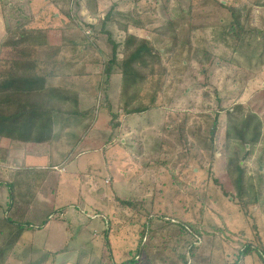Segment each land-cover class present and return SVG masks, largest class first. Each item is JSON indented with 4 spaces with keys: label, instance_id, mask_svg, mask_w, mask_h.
Returning <instances> with one entry per match:
<instances>
[{
    "label": "rangeland",
    "instance_id": "obj_1",
    "mask_svg": "<svg viewBox=\"0 0 264 264\" xmlns=\"http://www.w3.org/2000/svg\"><path fill=\"white\" fill-rule=\"evenodd\" d=\"M2 2L0 43L5 27L16 22L32 20L29 28L48 29L64 28L71 18L80 21L82 26L59 36L66 45L80 47L73 57L69 50L64 57L85 65L69 64L63 70L55 67L60 74L47 85H70L76 90L83 86L87 94H95L101 69L86 62L102 60L95 47L111 55V46L101 34L90 49L83 47L93 44L88 28L94 21L91 13L100 12L103 18L111 10L119 22L132 20V34L147 39L151 36L163 53L167 72L165 91L153 106L156 109L129 118L121 115V127L114 132L108 126L107 113L100 110L87 147L79 150L67 169L58 166L61 155L69 151L63 142L54 145L51 161L48 152L45 159L41 156L49 174L44 183L34 185L33 196L34 203L46 202L47 207L32 202L28 219L40 225L50 215L52 222L43 230L23 233L16 244L11 242L13 234L4 238V243L13 246L12 264H106L112 259L122 264L133 258L137 264H235L239 248L264 250V131L255 153L244 163L257 186L259 201L255 205H238L224 170L226 112L219 113L214 158L206 150L212 142L215 112L220 109L232 111L242 105L246 111L259 114L264 123V0H51L53 5L46 7L35 0L24 9L21 0ZM221 4L245 6V13L249 12L248 32L241 41L228 37L231 17ZM135 10L137 16H132ZM181 17V24L191 31L190 45L183 53L166 38L162 43L157 33L158 28L166 29L169 21ZM133 21L141 24L140 29ZM108 29L116 42L125 37L116 25H108ZM176 32L180 42L187 37L179 27ZM205 53L213 63L210 74L203 76L199 61ZM1 58L0 54L3 66ZM30 63L36 68L17 62L14 71L26 72L25 66L32 65V75L42 76L54 68L52 64ZM85 73L90 75H82ZM151 89L148 83L146 97L154 92ZM111 99L117 105V89L113 88ZM82 100L83 109L93 103L90 97L83 96ZM145 104H150L149 98ZM64 121L58 118L56 124L60 127ZM87 126L75 124L71 131L65 128L62 135H82ZM2 141L9 146L8 140ZM17 146L19 152L15 154L22 156L26 145ZM3 160L9 161L6 155ZM14 166L17 164L5 169L3 164L2 178L12 180L17 172L12 170ZM54 175V179L48 178ZM125 201L134 207L123 205ZM9 206L8 189L2 187L0 217ZM61 208H66L65 212L59 211ZM105 238L111 251L106 249ZM4 251L0 246V256ZM240 264L262 263L253 254Z\"/></svg>",
    "mask_w": 264,
    "mask_h": 264
},
{
    "label": "trees",
    "instance_id": "obj_2",
    "mask_svg": "<svg viewBox=\"0 0 264 264\" xmlns=\"http://www.w3.org/2000/svg\"><path fill=\"white\" fill-rule=\"evenodd\" d=\"M2 1L0 0V4H3ZM21 1L23 2L21 8L24 9L30 6L32 0ZM255 5L260 4L256 2ZM221 6L228 9L231 17L227 32L228 37L235 42L241 41L248 32L246 21L249 12L245 13V6L238 8L222 4ZM10 10H12V7ZM98 13H91V18L94 21L88 27L90 35L93 36V44L83 48L90 49L94 46L98 36L102 34L107 36V43L111 46V55H108L101 48L95 47L102 60L100 62H89L90 60L86 62V65L97 66L101 69L97 74L99 80L93 95L90 92L87 94L88 91H85L83 86H79L80 88L78 87L79 89L76 90L70 85L59 87L47 85L48 82L50 84L60 74V72L56 73L55 67L63 70L69 64L85 65V62L78 63L76 59H71L73 57L72 53L75 54L80 47L66 45L62 37L59 36L66 31L82 26L79 23L80 21L71 18L70 25L64 28H29L28 23L32 20L25 21V23L16 22L15 25L6 27L4 40L1 42L0 47L3 62V66L0 65V140L19 142L32 148L46 143L52 144L55 142V145L63 142L62 144L69 148V151L61 155L62 161L58 166L60 165L64 169L75 161L81 148L87 147V137L96 124L100 110L103 109L107 113L109 117L108 126L114 132L121 127V115L129 118L156 109L153 106L156 104L159 94L164 93L167 85V72H165L163 53L160 48L155 45V41L151 39V36L148 39L141 38L138 34L129 32L132 21H130V18L125 19L126 22H119L113 18L112 10L103 18ZM132 16H137L136 10L132 13ZM183 19L181 17L178 20H171L168 22L166 29L160 27L157 32L163 38L162 43L165 38L172 41L177 45V48H180V53L185 52L186 48L189 47L191 36V31L186 29L180 22ZM133 24L137 28L141 26L139 22L133 21ZM98 25L100 26L99 30L97 29ZM108 25H116L119 30L125 33V37L121 42L115 41ZM176 27H179L180 31L187 36L181 42ZM5 39L7 40L6 43L4 42ZM68 50L71 52L69 53L71 57L65 58L64 56L68 53ZM30 61L42 65L52 64L54 68L49 69L42 76L32 75L35 72L36 64L30 63ZM17 62L33 64L35 68L32 65H26L27 71L31 70L30 72L24 70L14 71L18 67ZM212 63L209 53H205V58L199 61L201 65L199 68L200 74L203 76L209 75ZM163 70L164 72H162ZM82 75L88 77L90 73ZM62 76L65 75L62 74ZM148 83L151 84V90L154 92L146 97L144 89ZM113 88L118 91L117 105L111 99ZM83 96L93 99L91 106L86 109L82 108ZM146 98L150 99L149 105L145 104ZM222 112L228 114L222 148L224 154L223 166L234 190L233 198L237 200L238 205L243 207L255 205L259 201L257 186L254 177L248 172V167L244 163L255 153L263 135L264 123L259 114L253 110L246 111L242 105L235 106L232 111L220 109L219 112H215V119L210 130L212 142L209 148L206 147L213 158L217 148L216 136L220 125L219 113ZM58 118L61 121L62 119L65 120L64 125L61 124L59 127L56 124ZM75 124L88 126L82 135L78 132H68V134L62 135L65 128L68 127V131H71ZM0 153H2L1 150ZM3 153L5 154L0 156V169L3 166L1 161L7 155L6 150H3ZM47 169L25 168L16 170L17 172H14V177L10 181L2 178V174H0V188L8 189L10 200V206L2 218L5 226L0 225V246L3 251L5 250L0 256V264L6 263L13 247L4 243V238L6 239V237L8 238L9 235L13 234L11 242L16 244L23 233L41 230L51 221L50 215H47L45 221L40 225L34 224L28 219L29 211L35 201V196H33L34 185L37 184V181L39 184L44 183L49 174ZM215 183L217 184L218 181L215 180ZM122 204L134 207L130 201L122 202ZM65 209L61 208L59 211L65 212ZM105 240L106 249L111 251L108 238H105ZM64 251L65 249L61 252ZM253 254H257L261 263L264 264V250L252 249L250 246L239 248L235 264L242 263L245 258ZM106 264L116 263L112 259ZM122 264H137V259L133 258Z\"/></svg>",
    "mask_w": 264,
    "mask_h": 264
},
{
    "label": "crops",
    "instance_id": "obj_3",
    "mask_svg": "<svg viewBox=\"0 0 264 264\" xmlns=\"http://www.w3.org/2000/svg\"><path fill=\"white\" fill-rule=\"evenodd\" d=\"M34 1L35 0H32L31 1L30 7H31V5H32V3ZM41 1L43 3L42 6H44V7H46L47 5L48 6L53 5V3H51V0H41ZM4 30H6V27H5ZM4 35H5V32H4V34L1 37H3ZM65 51H67V49H65ZM54 143L55 142H53L52 144L46 143V144H43V145H40V146L34 147V148L29 147V146H24L25 147L24 148V154H23L24 156L23 155L22 156H19L18 154L17 155L15 154L16 152H19L18 149L20 147L17 146V144H20L19 142H10V144H9L10 147H9L7 143H4L2 140H0V150H1V152H3V150H6V154H7L6 155V158H7V161L9 160L8 163H6L5 160H2L1 163L5 164V169H10L12 165L17 164V166H14L12 168L13 171L20 170V169L22 170V169H25V168H46L45 167L46 164L45 165L43 164V163L46 162V160H41V156H43L44 159H45V156H48V155H46L45 152H48V154H49L48 159L50 158L49 161H51V158H52L51 154H52V151L54 149ZM14 150H15V152H14ZM13 154H15V155H13ZM9 156L11 157V160L9 159ZM56 156H58V155H56ZM64 169H67V167L64 168ZM55 177H56V175L51 176V177H48V178H53L54 179ZM58 178H56V180ZM41 203L43 205H41ZM54 204H56V201L55 200H54ZM34 205L35 206H39V207H42V206L47 207V203L46 202H39V201H37V202L34 203ZM0 218L2 220L3 216L0 217ZM51 222L52 221H50L44 228H46ZM43 229H41V230H43ZM37 231H40V230H37ZM37 231H35V232H37ZM26 233H28V232H26ZM11 254H13V253L11 252ZM47 255H49V254H47ZM11 256L12 255H10L6 259V263L5 264H12L11 263V259H10Z\"/></svg>",
    "mask_w": 264,
    "mask_h": 264
}]
</instances>
